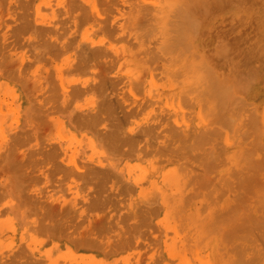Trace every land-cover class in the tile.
Masks as SVG:
<instances>
[{
  "label": "rangeland",
  "instance_id": "374dc122",
  "mask_svg": "<svg viewBox=\"0 0 264 264\" xmlns=\"http://www.w3.org/2000/svg\"><path fill=\"white\" fill-rule=\"evenodd\" d=\"M151 1L0 0V264H264V0Z\"/></svg>",
  "mask_w": 264,
  "mask_h": 264
},
{
  "label": "bare ground",
  "instance_id": "6f19581e",
  "mask_svg": "<svg viewBox=\"0 0 264 264\" xmlns=\"http://www.w3.org/2000/svg\"><path fill=\"white\" fill-rule=\"evenodd\" d=\"M180 1H181V0H180ZM218 1H219V0H218ZM218 1L215 0V2H218ZM235 1H236V0H235ZM151 2H153V0H152ZM155 2H159V4L162 6V4L160 3L159 0H157V1H155ZM155 2H154V3H155ZM161 2H164V0H162ZM166 2H167V0H166ZM171 2H172V1H171ZM174 2H175V0H174ZM174 2H172V4H171V3H169V4H171V6H172V5L174 4ZM213 2H214V1H213ZM219 2H220V1H219ZM154 3H153V4H154ZM237 3H238V1H237ZM155 4H157V3H155ZM155 4H154V5H155ZM159 4H158V5H159ZM165 4H166V3H165ZM175 4H176V5H173V6H177L179 3H176V2H175ZM182 4H183V2H182L181 4H179V5L182 6ZM216 4H217V3H216ZM224 4H225V3H224ZM166 5H167V4H166ZM184 5H185V4H184ZM171 6H169V7L172 8L173 6H172V7H171ZM220 6H221V5H220ZM178 7H179V6H178ZM182 7H183V6H182ZM186 7H187V6H185V8L183 7L184 9L182 8V9H181L182 11H181V10H178L177 8H175V11H179V12H181V13H177V14L185 13L184 10H186ZM159 8H161V7L159 6ZM222 8H223V7H222ZM179 9H180V8H179ZM173 10H174V9H173ZM143 11H144V10H143ZM146 11H147V10H146ZM169 11H170V10H169ZM152 12H153V10H152ZM160 12H162V10H161ZM146 13H147V12H146ZM153 13H155V12H153ZM171 13H172V15L174 16V13H176V12L171 11ZM157 14H158V13H157ZM168 14H169V12H168ZM186 14H187V12H186ZM147 15H148V14H147ZM158 15H159V14H158ZM161 15H163V14H161ZM161 15H160V16H161ZM168 16H171V14H170V15H167V13H166L165 16H162V18H164V17H168ZM171 17H172V16H171ZM171 17H169V18H171ZM175 17H176V16H175ZM175 17H173V18H175ZM178 17H179V16H177L176 20H177V19H180V21L183 20L184 18H187V16H185V14L182 15V17H184V18H182V17H179V18H178ZM147 18H148V17H147ZM151 18H152V17H151ZM162 18H161V20H162ZM169 18H165V20L163 19L162 22H161V24H163V25L166 24V23H165V21H166V22L168 23L167 26L172 25V24H169V23H170V22H169V20H170ZM168 19H169V20H168ZM237 19H238V18H237ZM150 20H152V19H150ZM167 20H168V21H167ZM174 20H175V19H174ZM176 20H175V21H176ZM187 20H188V19H187ZM187 20L185 19V22H186ZM148 21H149V18H148ZM170 21H171V20H170ZM183 21H184V20H183ZM151 22L154 23V20L151 21ZM177 22H178V21H177ZM177 22H176V24H175L174 22H171V23H174V25H175V28H176V29H175V32H176V30L178 29V28H177V27H178V26H177ZM192 23H193V22H192ZM149 25H150V23H149ZM193 25H195V23H194ZM193 25H191L192 28H193ZM198 25H199V24L197 23V27H196V28H198ZM160 26H162V25H160ZM176 26H177V27H176ZM170 27H171V26H170ZM170 27H164V28H167V30L164 29V31H166V32L169 31L170 29H168V28H170ZM172 27H173V26H172ZM187 27H190V26H187ZM194 27H195V26H194ZM173 28H174V27H173ZM185 28H186V27H185ZM147 29H149V28H147ZM162 29H163V27H162ZM171 29H172V28H171ZM159 30H160V28H159ZM194 30H195V29H194ZM177 31H179V29H178ZM184 31H185V30H184ZM195 31H197V29H196ZM214 31H215V30H214ZM155 32H156V33H154V34L157 35V32H158V31L155 30ZM159 32H160V31H159ZM161 32H162V31H161ZM166 32H165V33L162 32L163 34H161V35H163V36L166 35ZM169 32H171V30H170ZM189 32H190V31H189ZM172 33H174V32L168 33V35H170V34H172ZM177 33H179L181 36L177 35ZM183 33L185 34V33H187V32H186V31H185V32L180 31V32H176V33H174L173 35H171V36H172L171 38H174V40H175V41H170V42H172V45H173V42H175L174 45H175L176 43H178L177 41H178V39H180V37H181L180 41H182V39L184 38V37H182ZM192 33H193V29H192ZM194 33H195V32H194ZM175 34H176L178 37H177ZM236 34H238V37H239V33H238V31H237ZM159 35H160V34H159ZM161 35H160V36H161ZM174 35H175V37H174ZM190 35H192V34H190ZM152 36H153V34H152ZM160 36H159V37H160ZM186 36H187V34H186ZM195 36H196V35H195ZM250 36H252V35H250ZM153 37H155V36H153ZM159 37H158L157 39H159ZM164 37H165V36H164ZM166 37H168V36H166ZM168 38H170V36H169ZM176 38H178V39H176ZM246 38H247V37H246ZM162 39H163V38H162ZM164 40H166L165 43H168V42H169V41L167 42V39H164ZM168 40H171V39H168ZM238 40L240 41V39H238ZM238 40H236V42H238ZM180 41H179V43H180ZM183 41H184V39H183ZM183 41L180 43L181 46H182V43H186V45H187V42H188V41H187V42H186V41L183 42ZM220 41H221V40H220ZM227 42H228V41H227ZM229 42H230V41H229ZM234 42H235V41H234ZM234 42H233V43H234ZM159 43H160V42H159ZM161 43H162V41H161ZM165 43H163V44H164V45L166 46V48H167V45H166ZM170 44H171V43H170ZM180 44H176V45H177V47H180V50H181V49H183V48H181V46H178V45H180ZM221 44H223V43H221ZM229 44H231V42H230ZM229 44H228V45H229ZM234 44H235V43H234ZM263 44H264V43H263ZM160 45H161V44H160ZM168 45H169V44H168ZM183 45H184V44H183ZM224 45H225V46L227 45V44H226V41H225V44H224ZM245 45H246V43H245ZM219 46H220V45H219ZM236 46H237V44H236ZM162 47H163V46L161 45L160 49H161ZM168 47H169V46H168ZM172 47L174 48L175 46H172ZM188 47H189V46H188ZM220 47H221V46H220ZM262 47H263V46H262ZM170 48H171V47H170ZM170 48H169V50H168V48H167L168 51H167L165 48H162V49H165L164 52H165V53L167 52L168 55H170L171 53H173L174 50H176V53H178V52H177V49H178V48H177V49H174V50H171ZM173 48H172V49H173ZM184 48H185V47H184ZM190 48H191V47H190ZM190 48H189V49H190ZM263 48H264V47H263ZM214 49H215V48H214ZM216 49H217V47H216ZM170 50L172 51L171 53H170ZM178 50H179V49H178ZM180 50H179V52H180ZM224 50H225V49H224ZM224 50L222 49V51H224ZM263 50H264V49H263ZM214 51H215V50H214ZM217 51H218V50H216L215 52H217ZM220 51H221V50H220ZM188 52H189V55L192 54V57H193V58H192L191 55H190V58H192V59H194V55H195V56L198 55V54H195L193 51H192V52H193L194 54H193V53H190L191 50H190V51L188 50ZM96 53H97V52H96ZM167 53H166V54H167ZM180 53H181V52H180ZM162 54H164V53H162ZM174 54H175V51H174ZM182 54H183V53H182ZM171 55H172V54H171ZM185 55H186V52H185ZM178 57H179V58H180V57L182 58L181 54H180V55L178 54L177 57H175V60H176V58L178 59ZM170 58H171V57H170ZM173 58H174V57H173ZM183 58H184V57H183ZM199 58H201L200 60L203 59L202 57H199ZM192 59H191V60H192ZM170 60H171V59H170ZM170 60H169V61H170ZM172 60H173V59H172ZM200 60H198V57H197V59H196L197 63H198V62L201 63V62L203 61V60H202V61H200ZM176 61H177V60H176ZM178 61H179V60H178ZM172 63H173V62H172ZM174 63H175V62H174ZM193 63H195V65H193V67L198 68V67L196 66L197 63H196V62H193ZM175 64H176V63H175ZM204 64L206 65V62L203 63V64H201V65L204 66ZM207 65H208V64H207ZM207 65H206V66H207ZM185 66H187V65H185ZM198 66H199V65H198ZM203 66H202V67H203ZM206 66H205V67H206ZM179 67L181 68L182 66H179ZM189 67H190V65H189ZM193 67H192V68H193ZM199 67H201V66H199ZM202 67H201V68H202ZM177 68H178V67H177ZM177 68H176V69H177ZM206 68H207V67H206ZM190 69H191V68H190ZM198 69H199V68H198ZM198 69H197V70H198ZM209 69H210V68H209ZM214 69H215V68H214ZM225 69H226V68H225ZM178 70H179V69H178ZM194 70H195V69H194ZM199 70H200V69H199ZM199 70H198V71H199ZM201 70H202V69H201ZM211 70H212V69H210V71H209L210 74H211V72H212ZM176 71H177V70H176ZM189 71H190V70H189ZM213 71H214V70H213ZM215 71H216V70H215ZM182 72H184V71H182ZM191 72H192V71H191ZM202 72H204V71L202 70ZM209 72H208V73H209ZM173 73H174V72H173ZM187 73H188V72H187ZM198 73H199V72H198ZM184 74H186V72H185ZM184 74H182V75L180 76V79L184 80V79H183ZM201 74H202V75H201ZM212 74H213V72H212ZM203 75H205V74H204V73H200V76H203ZM214 75H215V74H214ZM214 75H212V76L214 77ZM216 75H217V74H216ZM216 75H215V76H216ZM182 76H183V77H182ZM188 76H189V73H188V75H187V74L185 75V77H188ZM191 76H192V75H191ZM193 76H194V75H193ZM193 76H192L193 79L191 78V80L196 81V78H194ZM197 76H198L197 78H198V80H199V81H198V80H197V81H198V83H200L201 85H202V84L204 85V84L207 82V80L203 81L204 79H202L199 75H197ZM231 76H233V75H231ZM195 77H196V76H195ZM199 77H200V78H199ZM205 77H206V75H205ZM208 77H209V76H208ZM219 77H220V76H219ZM221 77H222V75H221ZM203 78H204V76H203ZM216 78H217V77H216ZM222 78H223V77H222ZM233 78H234V77H233ZM201 79H202V80H201ZM205 79H206V78H205ZM218 79H219V78H218ZM218 79H217L216 81H218ZM224 79H225V78H224ZM182 80H181V81H182ZM211 80H212V82H214V80H213L212 78H211ZM219 80H221V79H219ZM197 81L195 82L196 85L198 84ZM184 82H185V81H184ZM186 82H187V78H186ZM191 82H192V81H191ZM204 82H205V83H204ZM223 82H225V81H223ZM223 82L221 81V83H223ZM187 83H188V82H187ZM214 83L216 84L215 86H217V83H216V82H214ZM214 83L212 84L213 86L211 87L212 90H213V87H214ZM221 83H220V84H221ZM200 84H198V85H200ZM224 84H225V83H223V86H224ZM228 85H229V84H228ZM228 85H227V83H226V87H225V89L227 88ZM210 86H211V85H209V87H210ZM218 86H219V84H218ZM223 86L221 85L220 87H223ZM230 86H231V84H230ZM232 86H234V85H232ZM207 88H208V87H207ZM217 88H219V87H217ZM223 89H224V88H223ZM223 89H222V91H223ZM228 89L230 90V89H232V88L229 87ZM205 90H206V89L202 90L201 92H203V94H204V93H205V92H204ZM208 90H209V89H208ZM220 90H221V89H219V90H218L219 92H217V93H218L219 95H223V93H222ZM209 91H210V93H211V90H209ZM225 91H226V90H225ZM230 91H232V90H230ZM230 91H229L230 94H227V91H226V94H227L228 96L232 94ZM206 92H208V91L206 90ZM213 92H214V91H212V95H213ZM232 92H233V91H232ZM221 93H222V94H221ZM200 94H201V93H200ZM203 94H201V96H204ZM208 94H209V93H208ZM233 95H234V94H233ZM233 95H232V96H233ZM208 96H210V95H208ZM208 96H207V97H208ZM214 96H215V95H214ZM216 96H217V95H216ZM219 97H221V96H219ZM210 98H211V97H210ZM221 98H222V97H221ZM226 98H228V97L226 96ZM226 98H225V99H226ZM229 98L231 99V97H229ZM204 99H206L205 96H204ZM225 99H224V100H225ZM230 99H228V100H230ZM224 100H222V101H224ZM226 100H227V99H226ZM220 102H221V101H220ZM227 102H228V101H227ZM228 103H229V102H228ZM222 105H223V104H222ZM207 107H208V106H207ZM211 107H212V106H211ZM211 107H209L208 109L213 110L214 105H213V108H211ZM226 108H227V107H226ZM214 109H215V108H214ZM217 109H218V107H217ZM215 110H216V109H215ZM218 110H219V109H218ZM250 110H251V109H250ZM163 113L165 114V112H163ZM213 113H214V115H215V113H217V112H213ZM217 114H218V113H217ZM165 115H166V114H165ZM263 115H264V113H263V114H257V115L255 114L254 116L252 115V116H250L249 118L254 117L255 119H253V118H251V119H253V121L256 122V123L258 124V123H260V121H259L260 119H262V120L264 121V116H263ZM221 116H222V115H221ZM161 117H162V115H161ZM213 117H214V116H212V118H213ZM257 117H258V118H257ZM212 118H211V119H212ZM257 119H258V120H257ZM160 120H163V119H160ZM163 121H164V120H163ZM163 121H162V122H163ZM257 121H258V122H257ZM150 129H151V128H150ZM152 129H153V128H152ZM150 131H151V130H150ZM175 132H176V133L179 132V129H178V131L176 130ZM151 133H152V132H151ZM252 133H253V132H252ZM249 135H250V134H249ZM178 136H179V135H178ZM169 137H170V136H169ZM171 137H172V136H171ZM171 137H170V138H171ZM171 139H172V138H171ZM174 140H175V139H174ZM241 146H242V144H241ZM241 146H240V147H241ZM9 155H10V154L8 153V157H9ZM11 155H12V154H11ZM51 155H52V154H51ZM51 155H49V158H50ZM46 157H47V155H46ZM230 157H231V156H230ZM4 158L7 159L6 156H4L3 159H2V161L5 160ZM11 158H12V157H11ZM46 159H47V158H46ZM10 161H11V160H10ZM5 162H6V160H5ZM72 167H74V168H72ZM72 167H71L72 170L69 168V170L71 171L70 173H72V172L74 173V172H75V166H72ZM92 168H93V167L90 168V169H91L90 171H91L92 173H91L90 171L86 170L87 172H90V173L92 174V177H93V175H95L94 177H95V179H96V178L99 177V175L101 176L102 173L100 174L99 171H100L102 168H101L100 170H99V169H98V170H95L94 168H93L94 170H92ZM65 169H66V168H65ZM66 170H67V169H66ZM60 171H61V170H60ZM84 171H85V170H84ZM93 171H95L96 174H94ZM96 171L99 172V175H97L98 172H96ZM66 172H68V170H67ZM66 172H65V174H66ZM101 172H102V171H101ZM68 173H69V172H68ZM79 174H80V172H79ZM81 174H83V175L85 174V175H86L85 172H83V173H81ZM106 174H107V173H106ZM70 175H71V174H70ZM96 176H98V177H96ZM109 176H110V175H109ZM241 176H242V175H241ZM90 177H91V176H90ZM94 177H93V178H94ZM245 178H246V176H245ZM246 179H247V178H246ZM136 183H138V182H136ZM238 183H239V182H238ZM243 184H244V182H243ZM241 186H242V184H241ZM243 186H245V185H243ZM130 187H131V185H130ZM132 188H133V187H132ZM241 188H242V187H241ZM130 189H131V188H130ZM127 190H128V188H127ZM128 191H129V190H128ZM131 191H133V190H131ZM160 194H161V193H160ZM163 195H164V194H163ZM163 197H165V195H164ZM263 210H264V209H263ZM62 211H63V210H61V213H62ZM241 247H242V246H241ZM243 250H244V249H243ZM182 252H183V251H182ZM178 254H179V253H178ZM174 255H175V254H174ZM178 256H179V255H178ZM180 256H181V255H180ZM180 256H179V257H180ZM179 257H178V258H179ZM206 257H207V256H206ZM183 258H185V257H182V256H181V258H179V259H180V260H183ZM222 259H223V258H222ZM180 260H179V261H180ZM184 260H185V259H184ZM186 261H187V260H186ZM204 262H205V261H204ZM206 262H207V260H206ZM206 262H205V264H206ZM207 264H208V262H207ZM220 264H221V263H220Z\"/></svg>",
  "mask_w": 264,
  "mask_h": 264
}]
</instances>
